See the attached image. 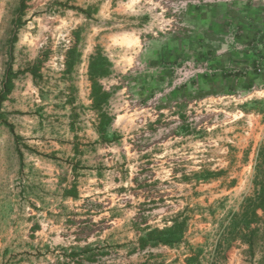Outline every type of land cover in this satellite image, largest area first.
I'll return each mask as SVG.
<instances>
[{
	"label": "rangeland",
	"instance_id": "1",
	"mask_svg": "<svg viewBox=\"0 0 264 264\" xmlns=\"http://www.w3.org/2000/svg\"><path fill=\"white\" fill-rule=\"evenodd\" d=\"M246 1L0 0V264H264V25L235 22L264 0Z\"/></svg>",
	"mask_w": 264,
	"mask_h": 264
},
{
	"label": "trees",
	"instance_id": "2",
	"mask_svg": "<svg viewBox=\"0 0 264 264\" xmlns=\"http://www.w3.org/2000/svg\"><path fill=\"white\" fill-rule=\"evenodd\" d=\"M73 65V63H69L68 67L72 68ZM109 72L110 63L106 58L103 57V55L97 54L92 58L89 74L90 82L92 84V100L93 107L99 112L103 111V107L107 105L111 97V95L103 89L99 82L100 79L107 77ZM6 88V94L8 95L12 88L11 82L6 85ZM103 120L104 124L102 125V129L105 130V125L110 124V118L108 117V115L104 114ZM183 231V225L178 224L163 231L157 229L150 233L149 236L152 238L149 239L148 242L153 244L154 246L159 243L171 246L179 241L180 235H183ZM142 248H144V245H142Z\"/></svg>",
	"mask_w": 264,
	"mask_h": 264
},
{
	"label": "crops",
	"instance_id": "3",
	"mask_svg": "<svg viewBox=\"0 0 264 264\" xmlns=\"http://www.w3.org/2000/svg\"><path fill=\"white\" fill-rule=\"evenodd\" d=\"M249 1V0H248ZM248 1H246L248 3ZM252 2H249V4L245 5V7L249 8V12L245 10V8L243 9L244 11H242L243 17L240 21L236 20L235 22L238 23L237 25L241 26L243 29H246L247 26L253 25L255 22L259 23V21H261L264 25V5L263 3H257V4H252ZM243 5V3L240 4V6ZM252 10H257L258 13H260L261 15V19H256L254 12L251 15V11ZM254 15V16H253ZM248 16V17H247ZM253 16V17H252ZM255 18V19H253Z\"/></svg>",
	"mask_w": 264,
	"mask_h": 264
},
{
	"label": "bare ground",
	"instance_id": "4",
	"mask_svg": "<svg viewBox=\"0 0 264 264\" xmlns=\"http://www.w3.org/2000/svg\"><path fill=\"white\" fill-rule=\"evenodd\" d=\"M131 42V41H130ZM129 43V42H128Z\"/></svg>",
	"mask_w": 264,
	"mask_h": 264
}]
</instances>
